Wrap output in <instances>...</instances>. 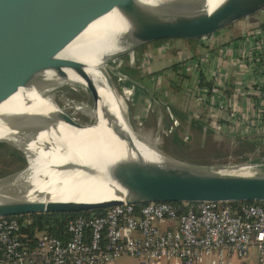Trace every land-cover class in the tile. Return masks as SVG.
Masks as SVG:
<instances>
[{"label":"water","instance_id":"obj_1","mask_svg":"<svg viewBox=\"0 0 264 264\" xmlns=\"http://www.w3.org/2000/svg\"><path fill=\"white\" fill-rule=\"evenodd\" d=\"M112 11L118 13L123 24L113 30L117 32V38L114 43L113 40L109 43L108 52L110 49L111 52L101 57L100 64L90 67L62 55L92 23ZM263 13L264 0H222L214 9L209 8L208 0H0V99L9 98L20 89H53L57 81L63 82L73 75L86 82L92 110H98L101 103V113L110 124L104 97L100 98L96 90V85L102 88L104 85L94 79L90 68L99 70L100 67L101 71L117 69L123 64L164 55L208 40L237 22ZM116 75L154 98L146 87L123 72ZM106 82L107 92L113 97L107 78ZM52 103L58 112L49 113L50 128L62 123L82 130L95 123L93 115V124H82L54 101ZM152 148L170 163L159 165L138 159L99 167V182L107 183L106 175L117 187L114 192L110 190L111 186L99 190H105L111 196L104 202H17L0 206V219L31 214L92 212L152 202L186 205L202 202L264 203V168L248 162L219 166L190 164ZM26 169L27 166L0 178V181ZM89 169L87 182L92 185V180L97 181V177L93 168L92 171ZM92 188L94 192L98 190L95 185Z\"/></svg>","mask_w":264,"mask_h":264},{"label":"built area","instance_id":"obj_2","mask_svg":"<svg viewBox=\"0 0 264 264\" xmlns=\"http://www.w3.org/2000/svg\"><path fill=\"white\" fill-rule=\"evenodd\" d=\"M185 52L175 53L177 73L167 67L151 74L149 98L171 114L173 78L185 79L189 120L216 138L244 140L262 150L264 27L240 31L236 40L198 55ZM140 61L130 67L151 73L152 57ZM253 166L264 168V160ZM227 204H184L185 211L171 203L114 206L101 216L70 220L61 238L45 231L29 237L28 220L1 218L0 264H113L121 257L136 264H233L252 249L256 264H264V203L236 211Z\"/></svg>","mask_w":264,"mask_h":264},{"label":"bare ground","instance_id":"obj_3","mask_svg":"<svg viewBox=\"0 0 264 264\" xmlns=\"http://www.w3.org/2000/svg\"><path fill=\"white\" fill-rule=\"evenodd\" d=\"M221 1L208 0L209 8L214 9ZM120 24H123L122 18L117 12L112 11L92 23L66 47L62 55L80 60L90 67L97 66L102 60L101 57L107 56L111 52V49L108 52V45L112 40L113 43L116 40L118 34L113 30L118 28ZM89 72L94 79L101 81L104 85L103 88L96 85V90L100 98L104 97L107 114L111 120L110 124L104 119L101 113L102 104L99 103L98 110H92V115L96 119L92 126L77 130L59 123L50 128L48 115L50 112H58L52 103V98L47 95L52 88L20 89L9 98L0 99V113L9 122V129L16 134V137L9 142L0 136V142L8 144L10 147L12 145L9 143L24 145L23 147L40 153L41 156L39 154L36 156L37 158L40 157L42 163H51L50 160L56 162V167L60 173L66 172L68 174L66 177L72 186L74 184L69 192L60 193L53 197L30 200L22 196H0V206L17 202L44 204L48 202H104L111 196H108L105 190H99L111 186L110 190L114 192L117 187L115 183L108 180L106 175L107 183L99 182L100 166L104 168L117 162L136 161L138 159L159 165L170 163L168 158L144 144L130 132L127 122L124 121L125 118L122 119L121 117L125 112L124 101L114 91H110L114 95L113 97L108 94L105 74L100 70V67L99 70L90 68ZM56 85V87L78 85L84 89L87 87L85 81L73 75H70L63 82L57 81ZM23 155L25 156V154ZM90 165L93 167H88ZM91 168L95 173L94 176L97 177V181L92 180V185L87 182L89 179L87 172ZM94 185L98 188L96 194L94 193L97 191H92Z\"/></svg>","mask_w":264,"mask_h":264},{"label":"rangeland","instance_id":"obj_4","mask_svg":"<svg viewBox=\"0 0 264 264\" xmlns=\"http://www.w3.org/2000/svg\"><path fill=\"white\" fill-rule=\"evenodd\" d=\"M255 19L263 21L264 13ZM180 49L181 48H178L173 51L176 53ZM185 51V53H188L187 50ZM128 66H130V64H123V66L117 69H107L103 72L113 91L124 101L125 112L123 113V118H125L124 120L127 122L129 129L139 140L157 148L169 157L178 160L184 159V162L190 164H208L209 166L239 164L235 163L240 159V156L237 155L240 151L238 150V142H234L230 138H216V136L209 135L208 133L201 134L192 131L189 127L180 126L178 121H171L172 115L170 112L156 101L150 99L147 92L140 91L136 94L133 91V85L121 84L117 79L116 73L123 72ZM141 71L147 74L145 69ZM187 83V80L182 79L179 86L180 92L177 93L174 91V96L172 97L173 103L183 109L189 108V101L186 100L183 93V88ZM124 88H130V91L126 90L124 93ZM48 95L60 109L68 113L78 122L82 124L94 123V118L92 116V99L87 90L83 87L78 85H63L51 89ZM143 110L146 113V117L143 116L144 118L141 119L140 112H143ZM0 136L7 142L16 137L15 132L9 129V122L1 113ZM175 140L187 144V150L181 152L178 147V142ZM9 144L12 145V148L23 152L21 153L22 155L25 154L23 157L26 158L25 160L28 162L26 165L27 169L19 175L1 180L0 196H22L33 200L36 198L53 197L60 193H67L73 188L74 184L72 186L70 183L67 178L68 174L66 172L63 174L60 173L56 167V162L50 160L51 163H42L40 157L37 158L36 156V154L41 156L40 153L27 149L23 147L24 145L22 146L15 143ZM256 151L258 150L256 149ZM220 152L221 155L227 154L228 156L224 159V157L217 155ZM244 156L248 158V163L249 161L251 162L259 159L258 164H260L264 160V148L257 153L245 154ZM39 233L40 232H35L34 234L36 235ZM124 264L136 263L134 261L130 262L129 260H125Z\"/></svg>","mask_w":264,"mask_h":264},{"label":"trees","instance_id":"obj_5","mask_svg":"<svg viewBox=\"0 0 264 264\" xmlns=\"http://www.w3.org/2000/svg\"><path fill=\"white\" fill-rule=\"evenodd\" d=\"M171 69L174 73H177L178 66H172ZM123 73L127 75L129 78L141 82L142 84L146 85L148 80L153 79L154 75H146L140 70H137L135 68H126ZM176 76H178L176 74ZM179 77V76H178ZM117 79L120 81L121 84L128 85L127 81H123L117 77ZM173 88L175 92H180L179 86H180V80L178 78H173ZM171 121H178L180 126H186L189 127L192 131L199 132L201 134L208 133L209 135H213L214 133L209 129H204L203 125L200 122L189 120L187 117V113L177 107H173L171 110ZM170 125V124H168ZM178 147L181 152L184 150H187L188 145L184 144L183 142L177 141ZM238 150H240L237 155L240 156V159L237 160L235 163H241V162H248V158H245V154H251L256 151L255 146L251 143H248L247 141L240 140L238 141ZM217 155H220V157H224V159L228 156L227 154L221 155V152ZM184 160V159H183ZM181 159V161H183ZM259 159L249 161L251 164H257ZM195 164V163H193ZM27 165V162L21 152L18 150L0 143V178L6 177L8 175H11L12 173H15L16 171H20L24 169ZM202 165V164H199ZM208 165V164H205ZM244 204H259V202H251V203H228L227 205L231 208L232 211H236L240 206ZM181 208V211H185L186 208L183 206L184 204H174ZM105 212L104 209L100 210H94L92 212H79V213H52V214H31L27 216H19L14 217L20 221L28 220L29 225L26 229V233L29 235V237H32L35 235V232H48L51 235H54L58 238H61L65 232V226L66 224L73 219L76 218H90L92 216H101Z\"/></svg>","mask_w":264,"mask_h":264},{"label":"crops","instance_id":"obj_6","mask_svg":"<svg viewBox=\"0 0 264 264\" xmlns=\"http://www.w3.org/2000/svg\"><path fill=\"white\" fill-rule=\"evenodd\" d=\"M260 15H262V14H260ZM260 15H257L255 17L250 18V19L245 20V21L237 22V23L233 24L232 26H230L229 28H227L226 30L216 34L215 36H213L212 38H210L208 40L193 44L191 46L182 47L181 49L187 50L188 54H190V55H192V54L198 55V54H201V53L205 52V50L210 49L212 47L215 48V47H218V46H220V45H222L228 41L236 40V38L239 37L240 31H245V30L252 29L255 27H264V20L259 21V20L255 19L256 17H258ZM174 57H175V51H170V52L166 53L164 55V57H162V58H160L159 56L152 57V63H151L152 69L151 70L154 73H157L161 70H164L167 67H172L174 64ZM140 62L141 61L139 60V63ZM151 81L152 80H148L146 85L142 84L141 82H139V83L148 89V86H149V84H151L150 83ZM130 86H132V85H130ZM133 89H134L133 90L134 93H136V94L140 91H144L137 86H134ZM174 105H175L174 107H177V108L183 110L182 107H179L176 104H174ZM140 113H142V111ZM125 260H129L130 262L134 261L129 257H121V258L117 259L113 264H124ZM233 264H256L255 250L252 249L247 258L235 260L233 262Z\"/></svg>","mask_w":264,"mask_h":264},{"label":"flooded vegetation","instance_id":"obj_7","mask_svg":"<svg viewBox=\"0 0 264 264\" xmlns=\"http://www.w3.org/2000/svg\"><path fill=\"white\" fill-rule=\"evenodd\" d=\"M125 65V64H124ZM127 65V64H126ZM121 66H123V65H121ZM120 67V66H119ZM130 67V66H129ZM131 68V67H130Z\"/></svg>","mask_w":264,"mask_h":264}]
</instances>
